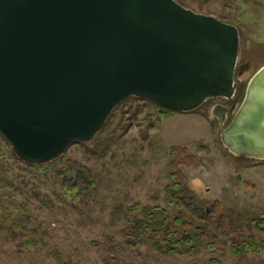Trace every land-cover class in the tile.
Returning a JSON list of instances; mask_svg holds the SVG:
<instances>
[{
  "label": "rangeland",
  "instance_id": "374dc122",
  "mask_svg": "<svg viewBox=\"0 0 264 264\" xmlns=\"http://www.w3.org/2000/svg\"><path fill=\"white\" fill-rule=\"evenodd\" d=\"M176 1L240 30L242 97L226 127L264 65V0ZM216 105L165 115L154 101L131 97L92 141L42 164L6 154L0 133V264H264V161L224 147ZM177 147L188 149L181 159L194 157L181 171L197 206L220 203V228L168 202ZM184 223L192 242L183 254L159 252L142 233L152 224L166 235Z\"/></svg>",
  "mask_w": 264,
  "mask_h": 264
},
{
  "label": "water",
  "instance_id": "95a60500",
  "mask_svg": "<svg viewBox=\"0 0 264 264\" xmlns=\"http://www.w3.org/2000/svg\"><path fill=\"white\" fill-rule=\"evenodd\" d=\"M237 26L176 0H0V133L32 164L90 142L118 106L174 113L213 99L222 144L264 161V65L236 107Z\"/></svg>",
  "mask_w": 264,
  "mask_h": 264
},
{
  "label": "trees",
  "instance_id": "16d2710c",
  "mask_svg": "<svg viewBox=\"0 0 264 264\" xmlns=\"http://www.w3.org/2000/svg\"><path fill=\"white\" fill-rule=\"evenodd\" d=\"M241 93L242 91L239 89L236 98L240 96L242 97ZM160 109L161 114L166 115L167 113H170V111L164 110L162 108ZM4 142L6 143V148L9 150L6 152V154H10V156L16 157L15 153H13L14 151L11 144L6 139L4 140ZM186 149L187 148L177 147L173 149L171 153L172 160L170 162V172L171 178L173 179L174 183L172 187H169L167 189L168 202L170 204L179 206L180 209L188 211L195 218H198V220L206 223L209 227L220 228L218 227L220 226V216H223L220 210V203L216 202V204H213L207 210H203L202 208H199L197 206L193 196L189 192V189L187 187L188 178L181 171V167L186 164V161H188L189 159H194V157L187 156L183 159L179 157L181 153H188V149ZM76 188L77 185L73 186V188L71 189H68V195L73 197L72 193L76 192ZM217 216H219L218 222L216 221ZM178 222L180 223V221ZM190 229L191 224L184 223L180 230L168 232L166 235H164L162 231L155 228L152 224H148V226L144 230H142V233L147 235L148 241L152 244L154 249L158 250L159 252L165 254H183L186 252L185 248H187V245L192 242V237L189 233Z\"/></svg>",
  "mask_w": 264,
  "mask_h": 264
},
{
  "label": "flooded vegetation",
  "instance_id": "af4514ba",
  "mask_svg": "<svg viewBox=\"0 0 264 264\" xmlns=\"http://www.w3.org/2000/svg\"><path fill=\"white\" fill-rule=\"evenodd\" d=\"M210 101H215L217 105H225V106H231V102L225 99H213Z\"/></svg>",
  "mask_w": 264,
  "mask_h": 264
}]
</instances>
